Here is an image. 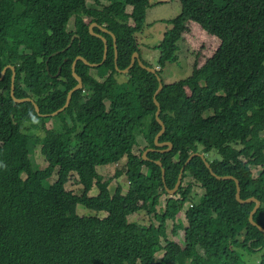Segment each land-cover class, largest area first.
<instances>
[{
    "label": "trees",
    "instance_id": "16d2710c",
    "mask_svg": "<svg viewBox=\"0 0 264 264\" xmlns=\"http://www.w3.org/2000/svg\"><path fill=\"white\" fill-rule=\"evenodd\" d=\"M151 1L92 0L90 7L88 0H0V77L7 66L15 68L16 98L32 99L41 115L65 106L78 84L77 57L100 65L77 62L84 87L56 117L62 130L42 127L39 143L49 164L44 170L33 169L23 124L40 128L47 118L31 102L13 100L12 69L0 81V264H181L184 257L194 264H252L255 256L264 264V233L249 221L256 203L240 204L236 182L217 180L202 158L185 167L178 191L183 204L194 202L186 211L187 226L174 198L158 211L167 188H175L181 169L201 146L205 156L220 155L219 161L206 159L216 175L239 181L242 200L260 202L254 222L264 229V0H180L181 14L157 47L156 73L136 62L121 82L116 48L119 70L131 65L135 53L153 68L143 60L137 36ZM191 22L220 45L203 66L195 63L190 77L165 84L162 69L178 61V43ZM94 23L108 31L94 28L108 42L102 65L105 44L91 34ZM159 77L164 88L157 94ZM155 95L166 127L160 143H171V152L154 144L162 130ZM145 123L150 144L144 151L155 149L147 160L144 152H133ZM124 158L115 178L126 175V194L121 187L112 192V180L98 170ZM74 177L82 186L79 194L66 188ZM188 177L204 189L203 199L193 200L194 185L183 183ZM94 189L98 194L91 196ZM78 206L107 216H80ZM141 211L157 224L129 222ZM169 221L174 237L184 231L182 245L168 239Z\"/></svg>",
    "mask_w": 264,
    "mask_h": 264
},
{
    "label": "rangeland",
    "instance_id": "374dc122",
    "mask_svg": "<svg viewBox=\"0 0 264 264\" xmlns=\"http://www.w3.org/2000/svg\"><path fill=\"white\" fill-rule=\"evenodd\" d=\"M107 4L108 3H105L103 5H107ZM93 5L95 4L92 2V0H88V6L93 7ZM181 11H182V6L180 0L151 1V7L149 8L147 13L145 28L141 33L137 34L140 40L139 45L141 46V56L143 60L146 62V64L150 65L151 67L158 69L157 65L159 58V50H157V47L160 45L165 32L172 28L171 21L174 18H176L178 15H180ZM74 20L75 19L72 18L69 23L68 26L69 31L74 30ZM178 45H179V51L177 53L178 61L172 64H167L162 69L161 76L164 79L165 84H172L190 77L193 74V68L195 63H198L199 67L203 66L206 60L212 57L213 54L216 52V50L220 45V41L216 37L208 34V32L203 30L197 23L191 22L190 31L184 35L183 40H181L178 43ZM93 75L96 76V72L93 71ZM125 77L127 76L123 74H119L117 75V80L123 82L122 80ZM30 102L33 105L36 104L33 100ZM208 115L211 114L207 113V116ZM56 117L47 118V120H45V123L43 125L41 123H38L40 128L34 126L37 123L31 124L29 122L23 124L24 125L23 130L30 138V147L32 149L30 159L32 161L34 170H44L49 166L47 159L42 155V151H41L42 146L39 143V140L43 138V136L45 135V132L42 128L43 126L44 129L47 130L58 131V132L62 130L63 124L61 120L56 119ZM146 131H147V125L143 128L142 131L137 132L138 145H136L133 150V152L136 155H141L144 152V149L148 147V145L150 144V142L147 141L146 139V135H147ZM199 150L200 153L203 152V148L201 146L199 147ZM206 158L210 162L221 160L220 155L215 151L207 154ZM126 162L127 159L124 158L118 165H113L110 166L109 168H105L106 166L98 168L99 173L105 180H109V179L112 180L110 184V189L112 192H114L117 187H121L124 194H126L128 191L129 182L126 175L122 176L119 179L115 178L116 172L122 170L125 167ZM258 174H259V169L257 168L253 169V175L258 176ZM22 177L23 179H26L27 175L24 174ZM55 179L56 177L54 178V180ZM183 183L185 186L188 184L194 185V191L192 197L194 198L193 200L195 202H197L200 199H203L205 193L204 189L200 186L199 183H196L193 178L188 177L186 178V180H184ZM66 188L67 190L76 193H78V191L81 192L82 190V186L79 184V180L77 177L72 178L69 181V183L66 185ZM97 194H98L97 189H94L90 193L91 196H96ZM170 198L175 199V205L181 211L179 214V219H181L183 224L187 226L186 211L190 207V204L194 202L191 201L190 203L183 204L181 197L179 196L178 193L176 195L166 194L161 199L160 206L158 208L159 212L165 209L166 203ZM77 214L86 217L98 216L100 218H104L107 216L106 212H96L94 210L86 209L83 206H78ZM129 222L138 223L144 226L150 225L152 223L157 224L153 215L149 216L145 211H141L135 215H132L129 218ZM172 229H173V222L169 221L167 225L168 239L173 240L179 243L180 245H182L184 239V231L180 230L179 235L177 237H174L172 235ZM162 256H163V252H160L158 254V259H160ZM189 260L190 259L184 257L180 263L194 264L192 263L193 262L192 260H191L192 262H190ZM257 261H258V256H255L254 260L252 261V264H257L258 263Z\"/></svg>",
    "mask_w": 264,
    "mask_h": 264
},
{
    "label": "water",
    "instance_id": "95a60500",
    "mask_svg": "<svg viewBox=\"0 0 264 264\" xmlns=\"http://www.w3.org/2000/svg\"><path fill=\"white\" fill-rule=\"evenodd\" d=\"M95 26H97V24H93V25L90 26V32H91V34H92V35H95L96 37H98V38H100V39H102V40L104 41V44H105L104 59H103V61H102V63H101V65H102V64L105 63V61H106V59H107V56H108V42H107V40H106L105 38L102 37V35L96 34V33L93 31V27H95ZM103 32H108V31H107L106 29H104ZM76 37H77V36L75 35V36L72 38L69 47H71V45H72V43L75 41ZM114 41H115V43H116L115 37H114ZM69 47H68V48H69ZM78 60L83 61L85 64L88 63L87 60H86L85 58H83V57H78L77 60L73 63V71H74V72H73V76H74V78L78 81V84H77V86H76L74 89H72V90L68 93V96H67V102H66L65 106H64L63 108H61L60 110H58L57 112L51 114V115H41L42 117H56V116L60 115L61 113H63V112H64V111L70 106V103H71V100H72L73 94H74L75 92H77V91L83 89V87H84L83 80H82L81 77H79V76L76 74V72H75L76 65H77L76 63H77ZM136 62H138L139 65H140L142 68H144V69H146V70H148V71H150V72H152V73H156V70H155V69H153V68H149V67H146V66L144 65V63H143V62L141 61V59H140V55H139V53H135V54L133 55L132 63H131V65H130L127 69H125V70H119V68H118V51H117V48H116L115 64H116V69H117V71H118L120 74H124V75H125V74H128L129 71L135 66ZM88 64H90V63H88ZM90 65L92 66L91 68H95V67L100 66V65H97V64H90ZM7 69H8V67H7L5 70H7ZM158 76H159V75H158ZM3 78H4V76H2L0 80H2ZM158 81H159V83H160V87H159V90H158L157 94H158L159 92H161V91L163 90V88H164L163 81H162V79H161L160 77L158 78ZM13 86H14V84H13ZM13 89H14V87H13ZM156 96H157V95H156ZM30 101H32V100H30ZM30 101H29V100L26 101V100L23 99V100H19V101H16V102H17V103H25V102H30ZM155 103H156V105H157V107H158V112H157V114H156V118H157L159 124L162 126V130H161V132H160V133L156 136V138H155V146H156V147L168 146L169 149H168V150H165L164 152H171L172 149H173V145H172L171 143H159L160 137H161V136L165 133V131H166V127H165L164 123H163V122L160 120V118H159L160 113H161L160 105H159V103H158L156 100H155ZM35 107H36V111L40 114V108H39L38 106H36V105H35ZM151 151H155V150H154V149H148V150L146 151V153L143 155V157H144L145 160H147V156H146V154H148V153L151 152ZM196 157H200V158H202V159L204 160V162H205L207 168L210 169L212 175H213L214 177H216L217 180H234V181L236 182V185H237L236 199H237V201H238L240 204L245 205V204L256 203L255 208H254L253 211L251 212V215H250L249 221H250V223H251L253 226L257 227L262 233H264V229H263L262 227L258 226V224H256V223L254 222V216H255L257 210L260 208V205H261L260 202H259L257 199H255V198H251V199H248V200H242V199H241V187H240V183H239V181L236 180V179H235L234 177H232V176L220 177V176L216 175V174L213 172V170H212V168H211V165H210V163L207 161V159H206L204 153H194V154H192V155L188 158V160H187L186 163H185V166H184V167L181 169V171H180L179 178H178V182H177L175 188L172 189V190H170V189L167 188V191L169 192V195H176V194L178 193V191H179V189H180V187H181V185H182L183 176H184V173H185V167H186L187 165H189V164L191 163V161H192L194 158H196ZM157 163H158L159 165L162 166V164H161L160 162H157ZM163 180H164V183H165V170H163Z\"/></svg>",
    "mask_w": 264,
    "mask_h": 264
},
{
    "label": "bare ground",
    "instance_id": "6f19581e",
    "mask_svg": "<svg viewBox=\"0 0 264 264\" xmlns=\"http://www.w3.org/2000/svg\"><path fill=\"white\" fill-rule=\"evenodd\" d=\"M94 24H95V23H94ZM92 25H93V24H92ZM95 27H99L102 31L105 29V28L100 27V26H98V25L95 26ZM95 27H93V31H94V28H95ZM94 36H95V35H94ZM103 42H104V41H103ZM77 58H78V57H77ZM76 60H77V59H76ZM76 60H75V61H76ZM75 61H74V62H75ZM78 61H79V60H78ZM78 61H77V62H78ZM87 62H88V61H87ZM88 63H89V62H88ZM88 63H87L86 65H89L90 67H92V66H91L90 64H88ZM76 64H77V63H76ZM7 67H8V69H12V71H13V76H12V89H11V96H12L13 100H14L15 102H16V101H19V100H23V99L26 100V101H28V100H29V101L32 100V99H30V98H23V99L16 98V96H15V76H16V75H15V68H13V67H11V66H7ZM7 67H6V68H7ZM6 68H5V69H6ZM5 69L2 71V73H1V77H2V76L5 77L6 72H7V70H8V69H7V70H5ZM1 77H0V79H1ZM2 80H3V79H2ZM0 81H1V80H0ZM13 84H14V86H13ZM13 87H14V89H13ZM16 103H17V102H16ZM35 105H36V104H35ZM35 105H34V106H35ZM36 106H37V105H36ZM35 108H36V107H35ZM37 113H38V112H37ZM38 114H39V113H38ZM39 115L41 116V114H39Z\"/></svg>",
    "mask_w": 264,
    "mask_h": 264
},
{
    "label": "clouds",
    "instance_id": "9594fccd",
    "mask_svg": "<svg viewBox=\"0 0 264 264\" xmlns=\"http://www.w3.org/2000/svg\"><path fill=\"white\" fill-rule=\"evenodd\" d=\"M155 70H158V69H155ZM163 81V80H162ZM160 84V83H159ZM156 95H155V100H156ZM157 101V100H156ZM46 118H49V117H46ZM159 143H160V140H159ZM154 144H155V139H154ZM149 146V145H148ZM149 149H154V148H149ZM169 149V148H168ZM167 149V150H168ZM148 150V149H147ZM146 150V151H147ZM155 150V149H154ZM146 151H144V153H143V155L146 153ZM149 154V153H148ZM148 154H146V156L148 155ZM206 157V156H205ZM144 158V157H143ZM147 159H148V157H147ZM162 164V163H161ZM162 166H163V164H162ZM163 170H165V169H163ZM261 248H258L257 250H260Z\"/></svg>",
    "mask_w": 264,
    "mask_h": 264
}]
</instances>
